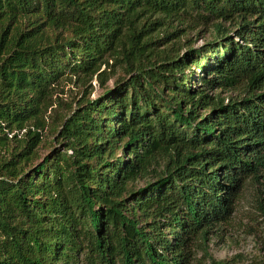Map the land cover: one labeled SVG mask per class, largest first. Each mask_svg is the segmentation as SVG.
<instances>
[{"label": "trees", "instance_id": "16d2710c", "mask_svg": "<svg viewBox=\"0 0 264 264\" xmlns=\"http://www.w3.org/2000/svg\"><path fill=\"white\" fill-rule=\"evenodd\" d=\"M263 178L264 0H0V264H196Z\"/></svg>", "mask_w": 264, "mask_h": 264}, {"label": "rangeland", "instance_id": "374dc122", "mask_svg": "<svg viewBox=\"0 0 264 264\" xmlns=\"http://www.w3.org/2000/svg\"><path fill=\"white\" fill-rule=\"evenodd\" d=\"M187 37L195 41L194 47H198L204 43L205 39H210L211 32L197 33V30H191L188 31ZM109 63H112L111 59H109ZM105 70L109 74L104 86L100 85L97 74L85 87L77 86L73 78L61 81L55 95L62 104L59 105L55 101L48 107L45 113L47 122L51 121V117L55 115L56 111L67 113L69 106L74 108L82 97H97L105 88H111L119 75H123V70L119 65L111 67L103 64L99 72ZM222 95L226 96L227 93ZM55 124L53 123V126ZM47 130L45 129L44 143L39 150L41 156L47 153L49 146L54 143L52 142L53 131ZM257 188L263 192L256 190ZM259 200L264 204V178L260 184L254 186L248 183L243 187L229 222L223 224L222 228L216 232L208 234L209 240L206 247L208 254L204 255L200 250L195 251L198 261L196 264H212L209 255L226 264H260V262L264 264V213L259 208Z\"/></svg>", "mask_w": 264, "mask_h": 264}]
</instances>
